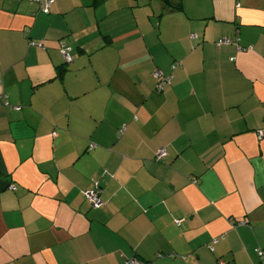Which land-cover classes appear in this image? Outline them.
<instances>
[{
	"label": "crops",
	"instance_id": "1",
	"mask_svg": "<svg viewBox=\"0 0 264 264\" xmlns=\"http://www.w3.org/2000/svg\"><path fill=\"white\" fill-rule=\"evenodd\" d=\"M173 2L0 0V264H264V0Z\"/></svg>",
	"mask_w": 264,
	"mask_h": 264
},
{
	"label": "built area",
	"instance_id": "2",
	"mask_svg": "<svg viewBox=\"0 0 264 264\" xmlns=\"http://www.w3.org/2000/svg\"><path fill=\"white\" fill-rule=\"evenodd\" d=\"M30 1L34 2V3H42V2H44L46 5H49L50 3H52L53 0H30ZM191 37L195 38L196 35L193 34ZM232 42H233V40L230 39L229 37H220L216 41L218 46L222 45V44H229V43H232ZM31 43L38 44L41 48H44L43 42L32 41ZM59 44H60L59 51L62 54L64 61L68 62V63L71 62L72 61V56H71L72 47H71V45L66 43L63 40H60ZM171 68L174 69L175 68V64H172ZM152 75H153L154 79L156 80V87H157L158 90H161L163 88V86H165L166 84H169L171 79H172V76L170 74H164L159 69L154 70ZM257 134H258V136H261L262 135V131H258ZM165 154H166L165 149L161 147L156 152V158L157 159H163ZM95 185H96V187L94 189H92V190H84L83 194H84V197L88 200V202L90 203L91 206L98 207L101 204V198L99 196L100 190L97 189V186H98L97 182H95ZM178 221L180 222L181 219H178ZM255 250L259 251V248H256ZM124 263L125 264H149L148 262L143 261L141 259H137V258L125 259Z\"/></svg>",
	"mask_w": 264,
	"mask_h": 264
},
{
	"label": "trees",
	"instance_id": "3",
	"mask_svg": "<svg viewBox=\"0 0 264 264\" xmlns=\"http://www.w3.org/2000/svg\"><path fill=\"white\" fill-rule=\"evenodd\" d=\"M164 1V3L165 4H167V5H171V6H175V7H177V8H179L180 7V2H176V3H174L173 2V0H163ZM172 66V65H171ZM171 75V74H170ZM172 76V75H171ZM152 77H153V75H152ZM154 78V77H153ZM172 80V79H171ZM154 82H155V88L157 89V87H156V80L154 79ZM170 83H171V81H170ZM169 83V84H170ZM166 151V150H165ZM157 152V151H156ZM166 155V154H165ZM165 155H164V158H165ZM163 158V159H164ZM163 159H159V160H163ZM263 255V254H262Z\"/></svg>",
	"mask_w": 264,
	"mask_h": 264
}]
</instances>
